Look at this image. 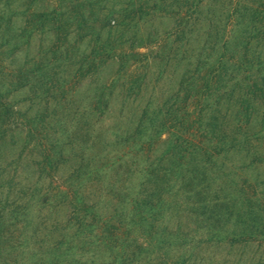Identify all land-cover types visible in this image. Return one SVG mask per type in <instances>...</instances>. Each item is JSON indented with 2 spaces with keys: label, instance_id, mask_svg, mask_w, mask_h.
I'll return each mask as SVG.
<instances>
[{
  "label": "rangeland",
  "instance_id": "obj_1",
  "mask_svg": "<svg viewBox=\"0 0 264 264\" xmlns=\"http://www.w3.org/2000/svg\"><path fill=\"white\" fill-rule=\"evenodd\" d=\"M84 1L0 0V205L6 202L11 208L22 205L27 209L24 219H7L15 223L13 233L23 232L27 238L72 235L78 227L77 215L84 214L92 203L97 212L87 221L100 223L102 217H113V206L99 199V190L110 188L116 178L123 179L128 168V178L121 185L135 191L143 159L135 157L118 169L105 167L97 180L86 175L81 179L76 171L92 159L90 165L98 167L119 157L127 142L137 137L134 134L143 110L155 112L157 126L165 120L180 124L191 109L181 81L195 68L204 29L199 26L190 41L165 35L174 25L165 11H176L181 5L173 0H150L158 4L160 12L152 20L137 23L127 34L129 39L136 31L124 47L133 43L145 53L144 64L130 66L125 72L120 61L112 59L91 74L87 65L95 44L108 36L115 39L124 27L109 34L108 28L95 24L100 40L91 38L90 23L99 10L98 6L91 10ZM161 1L171 6L163 10ZM247 1L246 8L255 18L233 27L232 45L240 49L244 35L251 30L255 35L252 52L264 58V0ZM113 4L117 9L122 1ZM208 4L217 25L222 24V14L242 11L240 6L228 5V0ZM169 49L175 50L171 53L175 58L167 60ZM19 77H27L29 85L14 90ZM209 97V108L214 111L215 97ZM234 107L232 102L222 106L223 114L231 115ZM253 107L251 131L263 132L259 153L231 155L225 160V174H214L223 205L210 219L193 223L178 218L180 228L172 235L170 231L162 235L172 247L154 243L153 250L169 264H264V102ZM172 140L163 135L149 151L150 158L156 161L165 156ZM75 141L78 147L71 146ZM74 193L83 199L81 204ZM228 196L233 206H224L232 203ZM130 239L129 252H138L140 240L135 235Z\"/></svg>",
  "mask_w": 264,
  "mask_h": 264
},
{
  "label": "trees",
  "instance_id": "obj_2",
  "mask_svg": "<svg viewBox=\"0 0 264 264\" xmlns=\"http://www.w3.org/2000/svg\"><path fill=\"white\" fill-rule=\"evenodd\" d=\"M117 1H122L117 9H114V0L84 1L91 10L95 6L99 10V15L90 23L88 36L91 38L100 40L95 24L100 29L108 28L109 34L118 26L124 27L115 39L108 36L95 44L91 53L93 58L87 65L88 73L94 74L112 59H118L125 72L130 66H140L146 60L145 53L135 49L133 43L127 49L124 46L137 34L132 32L128 39L127 34L133 26L154 19L160 12L158 4H151L150 0ZM173 1L181 6L176 11H165L164 14L174 20L173 27L165 32L166 36L177 39L181 36L190 41L196 37L198 28L204 29L195 68L181 81L185 87L183 92L187 94L186 102L191 108L183 122L175 125L177 122L173 124L165 120L157 127L154 125L155 112L147 108L141 113L134 134L137 137L127 142L126 150L119 157L98 167L90 165L94 161L92 159L87 161L83 170L76 171L81 179L86 175L97 180L105 167L118 169L130 159H143L135 191L130 192L128 187L121 185L124 178H128V168L124 180L116 178L110 188L99 190V199L102 202L108 200L114 211L113 217H102L100 223L86 220L95 217L97 212L95 203H92L86 206L84 214L77 215L78 227L72 235H61L57 239L27 238L23 232L13 233L11 226L15 223L7 222L8 218H23L27 209L22 205L11 208L6 202L1 204L0 264H169L162 254H157L158 250H153L154 243L162 248L172 247L169 242L165 244L162 235L164 231H170L169 235H172L180 228L182 221H177L178 218H189L193 223L210 219L223 205L215 188L214 174H225L228 169L225 160L231 155L254 156L259 153L258 142L262 141L263 132L257 135L251 131L250 125L254 103L264 102V58L252 52L253 31L246 32L240 49L233 47L230 36L233 27L242 22H252L255 18V14L246 8L248 1L228 0V5L240 6L242 11L222 14L223 22L219 25L215 14L209 12L208 2L214 0ZM161 4L163 10L171 6L164 1ZM204 6L208 7L205 11ZM116 14L119 20L115 18ZM166 36L162 37L163 41ZM172 52L175 50L169 49L167 60L175 58ZM28 85L27 77H19L13 87L19 90ZM212 95L216 103L214 111L208 102ZM229 102L235 107L234 112L227 116L223 114L222 106ZM11 113L16 114L14 109ZM163 135L173 139L171 145L165 156L152 160L149 151ZM71 146L78 147L79 143L72 142ZM74 196L81 204L83 199L76 193ZM228 202H232L230 198ZM231 205L234 203H224L227 207ZM171 222H176V229ZM134 235L140 240L135 250L138 252H129V240Z\"/></svg>",
  "mask_w": 264,
  "mask_h": 264
}]
</instances>
